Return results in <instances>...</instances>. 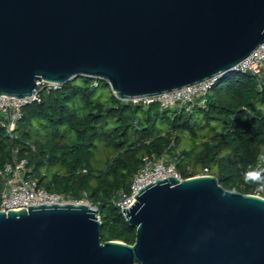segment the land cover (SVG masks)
<instances>
[{"label":"water","instance_id":"obj_1","mask_svg":"<svg viewBox=\"0 0 264 264\" xmlns=\"http://www.w3.org/2000/svg\"><path fill=\"white\" fill-rule=\"evenodd\" d=\"M264 42V0H0V94L103 79L122 101L235 71ZM125 210L132 244L101 242L98 209L0 211V264H264V197L213 175L151 182Z\"/></svg>","mask_w":264,"mask_h":264},{"label":"trees","instance_id":"obj_2","mask_svg":"<svg viewBox=\"0 0 264 264\" xmlns=\"http://www.w3.org/2000/svg\"><path fill=\"white\" fill-rule=\"evenodd\" d=\"M15 148L38 186L85 195L96 206L101 242L132 244L135 229L112 201L129 191L145 156H167L182 178L204 171L225 189L264 197L243 176L264 152V85L248 74L226 73L205 107L185 113L127 103L105 80L77 77L41 91L10 135L0 126V166Z\"/></svg>","mask_w":264,"mask_h":264},{"label":"built area","instance_id":"obj_3","mask_svg":"<svg viewBox=\"0 0 264 264\" xmlns=\"http://www.w3.org/2000/svg\"><path fill=\"white\" fill-rule=\"evenodd\" d=\"M235 71L250 75L258 86L264 85V42L239 62ZM218 78L212 77L158 95L134 97L124 102L140 104L143 107L155 103L160 110L177 109L190 113L195 106L205 107L207 105L208 94ZM59 86L58 83L40 81L30 96L16 97L0 94V126L10 135L21 117L23 107L39 100L41 91ZM28 164L27 157L20 155L18 149L15 148L12 149L9 159L0 166V211L26 209L33 205L67 203L85 204L96 208L85 195L73 197L38 186L36 179L28 175ZM168 177L182 179L175 165L166 161L165 155L158 158L145 156L143 163L132 177L129 191H120L112 203L125 219L122 210L127 209L134 202V196L139 189L157 179Z\"/></svg>","mask_w":264,"mask_h":264},{"label":"clouds","instance_id":"obj_4","mask_svg":"<svg viewBox=\"0 0 264 264\" xmlns=\"http://www.w3.org/2000/svg\"><path fill=\"white\" fill-rule=\"evenodd\" d=\"M256 164L249 165L248 169L244 172V181L258 185V191H264V152L259 154L256 158Z\"/></svg>","mask_w":264,"mask_h":264},{"label":"rangeland","instance_id":"obj_5","mask_svg":"<svg viewBox=\"0 0 264 264\" xmlns=\"http://www.w3.org/2000/svg\"><path fill=\"white\" fill-rule=\"evenodd\" d=\"M80 80V79H79ZM109 86V85H108ZM106 90L107 88H103V90ZM109 89H110V87H109ZM107 92L106 93H108V89L106 90ZM166 159L168 160V158H167V156H166ZM205 174V172L204 171H202V172H199L197 175H204Z\"/></svg>","mask_w":264,"mask_h":264}]
</instances>
